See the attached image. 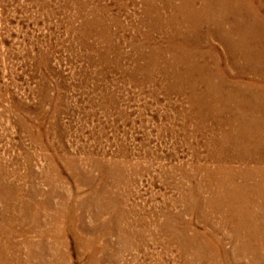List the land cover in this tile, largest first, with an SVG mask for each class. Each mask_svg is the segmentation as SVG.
<instances>
[{
  "label": "rangeland",
  "instance_id": "rangeland-1",
  "mask_svg": "<svg viewBox=\"0 0 264 264\" xmlns=\"http://www.w3.org/2000/svg\"><path fill=\"white\" fill-rule=\"evenodd\" d=\"M146 7L0 0V246L18 245L12 259L25 264L41 243L42 264H264V227L223 225L217 214L185 207L194 181L182 172L203 177L199 166L227 153L213 145L224 130L167 89L161 68L170 51L144 70V37L166 45ZM7 229L16 234L5 239Z\"/></svg>",
  "mask_w": 264,
  "mask_h": 264
},
{
  "label": "bare ground",
  "instance_id": "bare-ground-1",
  "mask_svg": "<svg viewBox=\"0 0 264 264\" xmlns=\"http://www.w3.org/2000/svg\"><path fill=\"white\" fill-rule=\"evenodd\" d=\"M144 3L147 6L145 16L150 18L155 31L164 34L166 39V45L162 46L151 41L150 37H144L146 42L148 40L146 47L150 50L144 70L152 67L156 55L159 58L162 51H170L171 57L163 60L161 68L162 74L170 82L167 89L186 96L188 112L192 111V114L204 120L216 119L210 127L224 130V134L221 132L224 143L217 139L213 145L222 144L221 151L227 153L218 158L210 156L213 160L211 167L199 166L197 174L203 172L200 179L196 175L182 172V178L194 181L187 184L184 192L191 197L186 209L217 214L220 216L218 223L223 225L264 227V133L253 135L247 131V128L264 129V0H144ZM214 39L222 46L223 55L212 43ZM151 42L153 46H150ZM133 46L140 51L144 45L140 43ZM224 56L226 70L220 65ZM231 70L234 71V77L231 76ZM145 74L146 79H152L151 71ZM255 114L263 117V120H247ZM206 125L199 121L197 127L204 128ZM228 129L234 131L229 132ZM229 141L235 143L233 148L228 146ZM227 155L237 164L226 161ZM259 165L260 170L257 167ZM206 217L209 219L210 216ZM8 229L2 231L5 239L16 234L13 229ZM40 244H34L35 249L26 254L25 264H42L43 248ZM17 246H12V243L11 246H0V264H22L20 258L12 259L11 256L12 251L19 248ZM33 257L36 261L32 260Z\"/></svg>",
  "mask_w": 264,
  "mask_h": 264
}]
</instances>
